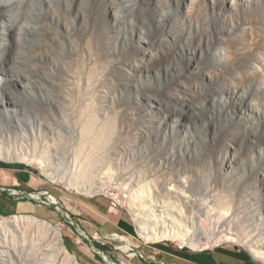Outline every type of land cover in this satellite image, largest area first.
I'll return each instance as SVG.
<instances>
[{
	"label": "rangeland",
	"instance_id": "374dc122",
	"mask_svg": "<svg viewBox=\"0 0 264 264\" xmlns=\"http://www.w3.org/2000/svg\"><path fill=\"white\" fill-rule=\"evenodd\" d=\"M143 1L151 21L138 16ZM196 1L98 0L93 10L88 0H0V146L40 155L53 174L78 155L75 182L102 189L82 193L36 164L0 157V183L22 188L0 186L9 192L3 196L37 200L55 218L0 215L16 223L0 234V264H65L54 226L81 264H166L154 253L161 244L193 252L230 246L264 262L254 251H264V47L241 39L244 24L233 28L225 18L236 12L233 0ZM197 4L208 8L206 17H198ZM99 22L109 61L101 95L122 99L119 132H106L104 140H112L101 149L91 146L94 134L83 136V120L75 130L67 126L79 112L68 95L76 65L57 66L79 57L62 51L73 33L89 37ZM233 57L240 68L221 76L236 66ZM104 100V116L115 114ZM68 137L70 148L62 144ZM134 211L167 218L177 237L146 240ZM222 231L228 239H219Z\"/></svg>",
	"mask_w": 264,
	"mask_h": 264
},
{
	"label": "bare ground",
	"instance_id": "6f19581e",
	"mask_svg": "<svg viewBox=\"0 0 264 264\" xmlns=\"http://www.w3.org/2000/svg\"><path fill=\"white\" fill-rule=\"evenodd\" d=\"M233 1H234L236 12L233 13L232 15H230L228 18L227 17H225V18L228 21L233 23V25H232L233 28H236L239 23L244 24L245 27H242V29H240V30L245 34V37H243L241 39L245 38L244 40L248 41L250 43V45L256 44L258 47L263 48L264 47V1L263 0H233ZM192 2L197 3L196 0H192ZM97 3H98V0H96V1L95 0H88V2L85 3V5L94 10V8L97 7ZM198 3H200V2H198ZM216 3H215V6H213V7L218 9L219 3L218 2H216ZM144 6H145V1H143V3L141 4V7L139 8V10L137 12L139 14L138 16L140 18L147 20V21L153 20V18H150V16L151 17L153 16V14L152 13L149 14L148 11H146L147 10L146 8H148V6L147 7L145 6V8H144ZM196 9L199 12V14H198L199 18L206 17V9H208V8L204 4H197ZM153 13H154V11H153ZM172 16L174 18V15L171 14V17ZM207 19H213V18L208 16ZM209 21H210V23H212V20H209ZM210 28H211V31H213V32L215 31V28L213 26L210 25ZM83 32H85V31L82 30V33H79L78 31L73 33L74 42L69 43L70 50L68 49V45H65V47H63V49H62V51L65 52L67 57H72V56L76 57L75 53H77L79 56L78 59L76 61L74 60L75 62H73V61L67 62L66 60H64V65H63V62H60V63L57 62V66H59V69H61V68L63 69V67H65V70H66L67 67H69L70 65H74V64L76 65L74 68L76 71L75 74H73L71 76V78L69 77L70 78L69 81L67 78V81H68V85L72 86V88H73L71 93L68 94V95H70L69 101L71 103V108H73V110L79 111V112L77 113L75 119H73L72 121L70 119L67 122L68 123L67 126L68 127L71 126L75 130V128L78 126V122L81 123L80 121L83 120L85 123L81 124L82 126H80L82 133H83V136L86 133L94 134V136H96V139L95 140L93 139L94 143L91 146H94V147L101 149V147L103 145L108 146L109 141L112 140V138H110V137H109V141H107V139L104 140L103 137L105 136V133L108 132V133H110L111 136H114L117 133V131L119 130V128H118L119 119H117L119 117V112H118L119 110H118L117 106L120 104L122 99L119 97H113L112 93H109L108 95H109L110 100L107 98L108 95L106 96V98L104 100L103 99L104 96L101 95V90H102V87H101V80L102 79L101 78H103V76H105V74H103L102 71H104L103 68L106 64L108 65L109 61L106 60L104 57L106 50H105V46H104L102 35H101L100 22L95 26L92 34H89L90 35L89 37H87V35H85V33L83 34ZM82 38H84L85 41H83ZM259 52H257V58H256L257 60H258ZM161 53H162V51H161ZM232 63H235L236 66L231 67L230 65H228V69L224 70L223 73L221 74V76H225L224 72L229 71L231 68L234 70L240 68L238 66L239 61L235 57L232 58L231 64ZM247 75H249V73H247ZM111 77H112V79L118 78L113 70L111 72ZM257 79H258L257 75L253 76V77L249 76V80L246 83L252 82V81L257 80ZM68 88H69V86H68ZM115 88H117V87H115ZM105 95H106V93H105ZM110 96H112V97H110ZM147 96L152 97L150 95H147ZM101 99L105 101L106 105L108 104L107 106L110 105L111 108H113V110L116 113L115 114L113 113L110 115L108 114L107 117L104 116L105 110L103 108L104 105H102ZM108 100H109V102H108ZM57 104H59V103H57ZM123 107H127V106H125L123 104V105H121V108H123ZM73 110H71V112H73ZM102 117H104L103 119H105V120H106V118H108L109 122L112 120H114V121L110 124H106V123L101 121L100 118H102ZM73 121L75 122V124ZM82 133H80V134H82ZM200 133H202V131H200ZM73 139H74L73 137H68V138L64 139L65 141L62 139L64 141V142H62V144L66 143L65 145L69 146V148H70V146L73 145V144H71ZM59 143H61V142H59ZM35 144L37 145V142ZM81 144L83 146L84 142L82 141L79 145H81ZM48 148H49V146H48ZM57 148H58V146H57ZM61 150H63V148ZM69 155H72V154H69ZM0 157H3L4 159H6L8 161L24 162V163L29 164V165H35L36 164L39 166V168H41V170L46 174V176L50 177L52 180L63 182L69 188H75V189H77V191H80L82 193L93 194V193H96L98 191H102V189H100V188H99V190L97 189V191L96 190L90 191V189H88L86 187L84 188V187L80 186V184L75 182V179H74L75 177H73V172L71 170H73L72 169V168H74L73 166L78 165V160H80V157L78 155L76 156V158L78 157L77 158L78 160L75 159V157H73L72 162L69 161L68 160L69 158L67 157L68 159H66V161H67L68 167L64 171H62L60 174H56L55 172H54V174L51 173L50 164L48 162H46L44 159H42L40 157V155L25 153V151H22V148H21V150H16L14 152V151H11L10 149H8V147L4 148V146H3V149H2V147L0 148ZM51 197H53V196H51ZM144 213H146V214H144V216H143L140 214V212L134 211V216L137 220L138 231L141 234V236L146 238V240H155V239L159 240V239L166 237L168 235L169 236H176L175 234L172 233L173 231H171V230L168 231V228H167L166 223H165L167 221L169 222V220L167 218H166V220H164V218L158 219V216H156L157 214L155 212H153V213L152 212H149V213L144 212ZM29 219H30L29 217H25V220H29ZM160 223H161V225H160ZM173 223H174V221H173ZM15 224L16 223H13L12 221H9V220L4 219V218H0V230H1L0 234L3 232L2 230H7V229L11 228L12 226H14ZM170 228H171V226H170ZM226 231H222V233L219 235V239H222V240L228 239V232H226ZM1 238H2V235H0V240H2ZM54 238H55L54 239L55 242H57L58 252L60 254V258H61V261L63 263H65V264H81L79 262V260L77 259V257L74 254H72L70 252V250H68L67 246H64L63 240L61 237V231H60L59 227L54 226ZM195 242H196L195 245L197 247H199L200 246L199 239H196ZM1 247H4V246L1 245ZM47 248H50V246H47ZM254 251L259 253L260 256L264 257V251H261L259 249L254 250ZM44 253H45V251H44ZM40 254L42 255V252ZM38 258H41V257H38ZM42 258H44V257L42 256ZM50 259H52V258H50ZM46 260H48V259H46ZM40 261H42V260H40ZM52 262H54V261L52 260Z\"/></svg>",
	"mask_w": 264,
	"mask_h": 264
},
{
	"label": "crops",
	"instance_id": "0c3cea01",
	"mask_svg": "<svg viewBox=\"0 0 264 264\" xmlns=\"http://www.w3.org/2000/svg\"><path fill=\"white\" fill-rule=\"evenodd\" d=\"M28 174H22L21 177L26 179ZM0 186L6 187V189L17 188L22 190L19 187H12L9 185ZM3 193H9L8 191L4 192L0 190V215L7 214H40L44 216H50L52 219H55L53 213L47 214L45 210L38 208V201L30 198L20 199L13 197H4ZM22 200V201H21ZM97 204L92 205L94 212L100 209L96 208ZM91 209V208H90ZM92 210V209H91ZM93 211V210H92ZM104 212V210H102ZM99 215H101L99 213ZM102 216V215H101ZM106 219V217H104ZM73 223V222H72ZM67 244H69L67 242ZM73 248V252L80 254L75 247L69 244ZM154 253L159 255V261L165 262L166 264H264V262L251 255L250 252L242 250L239 248H233L230 246H222L215 248L210 251L202 252H193L187 249L175 248L170 244H161L159 246H153ZM100 249V248H99ZM98 253V252H97ZM99 259H103L100 253L97 254ZM141 264H150V262L142 261ZM152 264H157L153 262Z\"/></svg>",
	"mask_w": 264,
	"mask_h": 264
},
{
	"label": "trees",
	"instance_id": "16d2710c",
	"mask_svg": "<svg viewBox=\"0 0 264 264\" xmlns=\"http://www.w3.org/2000/svg\"><path fill=\"white\" fill-rule=\"evenodd\" d=\"M26 177H27V176H26ZM66 245H67V247L69 248L70 251H72V252L74 251L73 248H72L69 244H67V242H66ZM95 245H96V247H98V248H100V249H102V250H108V249H107L108 247L105 246V245L99 244V243H97V242L95 243ZM99 257H100V256H99Z\"/></svg>",
	"mask_w": 264,
	"mask_h": 264
},
{
	"label": "water",
	"instance_id": "95a60500",
	"mask_svg": "<svg viewBox=\"0 0 264 264\" xmlns=\"http://www.w3.org/2000/svg\"><path fill=\"white\" fill-rule=\"evenodd\" d=\"M67 246V245H66ZM68 248V247H67ZM68 250H69V248H68ZM106 260H107V258L106 257H104Z\"/></svg>",
	"mask_w": 264,
	"mask_h": 264
}]
</instances>
